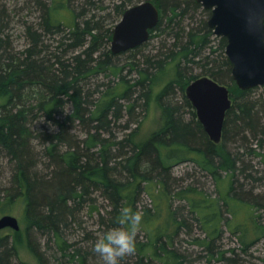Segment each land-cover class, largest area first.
Instances as JSON below:
<instances>
[{
	"label": "trees",
	"instance_id": "1",
	"mask_svg": "<svg viewBox=\"0 0 264 264\" xmlns=\"http://www.w3.org/2000/svg\"><path fill=\"white\" fill-rule=\"evenodd\" d=\"M95 1L32 0L40 18L37 24L26 22L30 44L15 51L7 34L12 13L8 0H0V169L11 167L0 214H8L20 201L29 228L48 236V256L30 240L39 264H102L93 251L99 236L86 234L78 242L67 237L74 224L81 225L78 214L92 189L101 190L111 204L105 215L100 213L102 234L116 226L123 207L144 213L136 251L120 264H188L182 234H192L196 227L203 235L196 236L194 244L211 257L230 259L219 247L226 231L238 236L248 253L264 238L258 208H264V198L253 194L261 178L255 175L252 160L256 156L264 160V92L256 96L255 87L229 85L235 81L226 55L227 38L216 36L218 46H214L206 20L198 29L186 25L202 6L197 0L153 1L160 20L151 35L164 31L168 37L160 51L147 55L142 63H132L130 69L138 76L127 78L125 66L117 61L124 52L114 54L110 44L115 25L130 6L117 4L116 19L106 26L96 16L85 18V7ZM169 60L176 73L160 95L162 127L142 143L136 140L138 128L119 139L114 124L125 115L134 118L138 108L148 106L159 77L153 69L165 72ZM195 64L202 74L193 73ZM101 75L119 80L100 90L102 84L94 79ZM205 75L228 85L233 100L220 143L210 139L184 93L193 80ZM95 83L98 88L92 90ZM176 87L182 92L180 99L173 97ZM184 108L191 109V117ZM39 117L46 118L51 130H34L32 124ZM78 125L86 129L84 139L73 133ZM187 161L215 180L218 197L204 196L192 185L168 193L172 168ZM143 192L157 202L155 210L140 209ZM175 197L185 200L191 214L172 207ZM223 207L230 216L224 215ZM2 230L0 264H11L15 247Z\"/></svg>",
	"mask_w": 264,
	"mask_h": 264
},
{
	"label": "rangeland",
	"instance_id": "2",
	"mask_svg": "<svg viewBox=\"0 0 264 264\" xmlns=\"http://www.w3.org/2000/svg\"><path fill=\"white\" fill-rule=\"evenodd\" d=\"M143 1L146 0H96L92 5L85 7V18H92V16H96V20H101L106 26H109L113 22V20L116 19L115 9L117 4L126 2L127 5L131 6ZM8 5L12 13V18L10 26L7 29V34H9L11 38L14 50L23 51L30 44L29 38L26 34V22L29 24H37L41 15V11L33 4L32 0H8ZM206 10L208 9L204 8L203 5L200 6V9L195 12V16L193 18L194 20L191 21V19H187L186 25L191 24L190 26L194 25V27L198 29L199 24H201L202 20H206L208 23L212 11L210 10L211 13L209 14ZM68 25L69 23H67V26H65L67 31ZM210 29H212V31L208 33L210 42L214 44V46H218V42L216 39L217 35L214 33L213 28L210 27ZM188 30H190L189 27ZM205 31L207 30L205 29L201 31V34ZM166 37L168 36L164 31H158L157 33L151 35L150 39L146 43L140 45V47L137 49L135 48L136 50L133 49L134 51H127L122 53L117 58V61L120 65L125 66L123 74L131 80L137 78V72L130 69L131 64L142 63L143 61H145L147 55L154 54L157 53V51H160L162 42ZM205 54L207 53H204V55ZM170 62L171 60L167 62V69L163 73H161L157 69H153V72H155V74L158 72L159 77L151 92L152 96L150 98L148 106H146L145 109H143V107L138 108V113L134 118L129 119V115H125V117L114 124L113 132L114 135L119 139L126 137L132 129L138 128L136 140L139 143H142L152 133L162 127L163 107L161 104L160 95L166 87V84L173 79L176 73L173 66L174 62L169 64ZM198 66L199 65L197 64L193 65L194 74H202V69ZM94 80L99 81L102 84L99 87L100 90H105L108 86L116 85L119 77H116L114 75H101L99 78H95ZM97 83L93 85L92 90H96L98 88ZM229 85L238 86L236 82H232ZM255 88L256 90L254 92V95L256 96H259L264 92V85L257 86ZM184 93L186 95V88L184 90ZM98 94L99 93H97L96 91L95 95ZM181 96V90L176 87L173 97L175 99H180L182 98ZM71 107L72 105L70 104L68 106V109H70ZM184 110L186 111L187 117H191V109L189 110V108H184ZM127 124H129L128 127H126ZM32 126L34 130L39 132L51 130L52 128L51 124L44 117H39L38 119H36ZM73 133L75 134V137L77 139H84L86 137V129L84 126H76ZM3 160L5 162L6 159ZM252 160H254L253 162L256 170V172L254 173L256 176L261 178V180H258L253 186V194H260V196L264 198V160L258 156L254 157V159ZM0 172H2L0 173V194H2L0 200H2L6 191L4 190L3 186L9 184V180L11 177V167L6 164L5 168L0 169ZM170 174L171 175L168 178V183L170 189L172 190L171 192H169L167 188V191L171 195L184 190L190 185L197 188L198 191L202 192L204 196L215 198L219 195L215 180L210 177L206 171L202 170L192 161L176 164L172 168ZM242 181L244 180L242 179ZM164 186L166 190L167 185L165 184ZM164 186L162 187V189L164 188ZM88 197L89 198H87L83 210L78 214L80 221L82 222L81 225L76 223L74 224L72 229L67 231V237L75 242L82 240L86 234L100 236L102 234L100 213L105 215L106 212L111 209L109 199H107V197L101 192V190L92 189ZM172 200V207L179 208V212L181 214H191L189 212V205L185 202V200L179 199L178 197H175ZM233 205H235V203ZM139 206L140 209L151 207L153 210H155L157 208V202H154L151 195L143 192ZM165 208H167V206H165ZM258 208L260 209L259 212L261 214V218L264 220V208H260L259 206ZM223 212L225 216H230L229 212L226 210V207H223ZM8 213L17 216L22 226L20 230H14L8 227L4 228L1 232V235L3 237H8L10 243L15 247L16 256L13 258V260H11V264H39L37 256L31 248L30 240L33 241V244L41 252H45L48 256L50 255L49 249H47L46 245L48 236L42 234L36 228H29L30 222L25 218L24 207L20 201H17ZM1 216L2 214H0V217ZM198 235H203L199 227H196L195 232H193L192 234H182L183 248H186L189 252L188 264H263L264 262V238L258 241L251 249L248 250L247 253L242 250V246L238 236H235L229 231H226L223 240L219 244V247L221 250L227 252V256H230V259L221 260L216 257H211L207 253V251L203 249L202 246H197L194 244V238Z\"/></svg>",
	"mask_w": 264,
	"mask_h": 264
},
{
	"label": "water",
	"instance_id": "3",
	"mask_svg": "<svg viewBox=\"0 0 264 264\" xmlns=\"http://www.w3.org/2000/svg\"><path fill=\"white\" fill-rule=\"evenodd\" d=\"M212 11L208 25L217 36L227 38L226 55L232 76L240 89L264 85V38L247 30L245 14L250 0H197ZM160 20V9L151 0L128 7L113 30L111 50L119 54L149 40ZM204 130L215 143L223 136L227 111L232 106L230 88L210 76H201L186 87ZM20 230L19 218L11 213L0 217V229Z\"/></svg>",
	"mask_w": 264,
	"mask_h": 264
},
{
	"label": "clouds",
	"instance_id": "4",
	"mask_svg": "<svg viewBox=\"0 0 264 264\" xmlns=\"http://www.w3.org/2000/svg\"><path fill=\"white\" fill-rule=\"evenodd\" d=\"M247 30L258 38H264V0H250L245 14ZM144 220V213L123 207L117 217L116 226L100 235L93 245V251L102 264H120L126 255L136 251L137 232Z\"/></svg>",
	"mask_w": 264,
	"mask_h": 264
},
{
	"label": "bare ground",
	"instance_id": "5",
	"mask_svg": "<svg viewBox=\"0 0 264 264\" xmlns=\"http://www.w3.org/2000/svg\"><path fill=\"white\" fill-rule=\"evenodd\" d=\"M150 39V38H149ZM147 42V41H146ZM144 44V43H143ZM20 221V220H19ZM21 224V223H20Z\"/></svg>",
	"mask_w": 264,
	"mask_h": 264
}]
</instances>
